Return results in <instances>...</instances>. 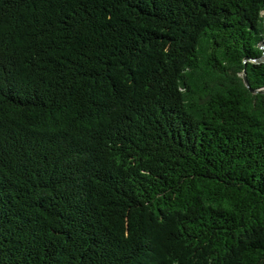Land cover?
Instances as JSON below:
<instances>
[{"label":"trees","instance_id":"16d2710c","mask_svg":"<svg viewBox=\"0 0 264 264\" xmlns=\"http://www.w3.org/2000/svg\"><path fill=\"white\" fill-rule=\"evenodd\" d=\"M0 264H264V0H0Z\"/></svg>","mask_w":264,"mask_h":264},{"label":"water","instance_id":"95a60500","mask_svg":"<svg viewBox=\"0 0 264 264\" xmlns=\"http://www.w3.org/2000/svg\"><path fill=\"white\" fill-rule=\"evenodd\" d=\"M243 79H244V83H245V85H246L248 88H250V86H249V84H248V82H247V79H246L245 73H244ZM251 91L255 92V91H257V90H251Z\"/></svg>","mask_w":264,"mask_h":264}]
</instances>
